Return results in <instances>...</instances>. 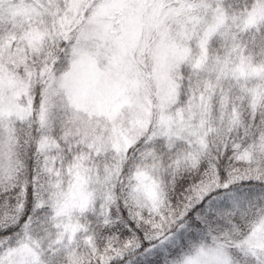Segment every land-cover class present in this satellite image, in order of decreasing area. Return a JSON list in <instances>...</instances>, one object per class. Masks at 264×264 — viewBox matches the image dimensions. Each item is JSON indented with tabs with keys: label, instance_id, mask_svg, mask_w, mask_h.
<instances>
[{
	"label": "snow or ice",
	"instance_id": "obj_1",
	"mask_svg": "<svg viewBox=\"0 0 264 264\" xmlns=\"http://www.w3.org/2000/svg\"><path fill=\"white\" fill-rule=\"evenodd\" d=\"M0 264H264V0H0Z\"/></svg>",
	"mask_w": 264,
	"mask_h": 264
}]
</instances>
